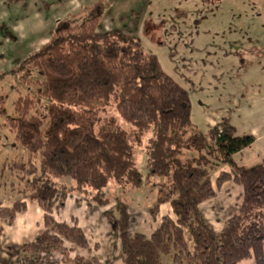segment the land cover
Listing matches in <instances>:
<instances>
[{"label":"trees","instance_id":"16d2710c","mask_svg":"<svg viewBox=\"0 0 264 264\" xmlns=\"http://www.w3.org/2000/svg\"><path fill=\"white\" fill-rule=\"evenodd\" d=\"M103 1L59 22L52 38L13 70L28 91L12 103V115L0 96V118L13 135L12 147L24 152L2 164L21 174L16 178L24 189L10 207L0 205V224L13 223L27 201H35L43 231L21 245V252L31 257L57 253L70 264H104L96 256L70 259L74 249L89 251L88 240L76 223L54 218L53 201L59 198L60 207L69 190H90L92 203L109 207L102 194L109 180L139 189L164 178L148 212L155 219L160 205L168 203L173 218L163 216L151 234L128 233L129 208L119 199L104 212L119 241L122 264H239L248 259L264 264V159L253 167L234 159L255 138L238 137L228 119L207 135L199 132L191 122L187 91L161 70L154 55L131 36L96 33ZM4 79L0 76V82ZM110 106L133 127L130 131L100 115ZM149 132L143 180L134 153ZM186 151L196 156L182 159ZM217 163L230 171L215 180L216 189L227 181L242 187L238 211L220 232L200 210L216 196L210 173ZM60 178H71L75 189L58 186L54 180Z\"/></svg>","mask_w":264,"mask_h":264},{"label":"rangeland","instance_id":"374dc122","mask_svg":"<svg viewBox=\"0 0 264 264\" xmlns=\"http://www.w3.org/2000/svg\"><path fill=\"white\" fill-rule=\"evenodd\" d=\"M97 1L0 0V76L5 77L0 82V96L8 115L13 113L12 103L28 91L18 83L13 70L52 38L59 22ZM111 31L131 36L145 53L157 58L166 75L187 91L191 122L199 132L207 135L211 127L228 119L238 137L255 138L241 157L242 166L253 167L264 159V0H104L96 33ZM100 115L114 119L122 130L133 128L119 118L114 106L100 109ZM151 137V132L145 134L135 147V166L143 180L147 173L145 150ZM12 144L13 135L0 118V205L8 207L21 199L19 192L24 189L17 179L21 174L2 166L24 154ZM184 154L182 159L196 156L189 151ZM228 170V166L214 164L210 173L213 183ZM54 182L75 189L71 178ZM165 182L164 178H155L134 189L109 180L102 194L109 199V207L116 199L128 206L129 234L148 235L156 225L148 211ZM227 182L216 190L215 198L201 204L204 219L217 231L237 212L236 199L242 194V187ZM94 194L90 190H69L62 206L58 207L59 198L53 201L54 218L76 223L88 240L89 251L74 249L69 257L96 256L104 264H122L119 241L104 217L109 207L92 203ZM26 206L16 222L0 224L4 225L0 264H70L57 253L31 257L20 251L21 245L33 242L43 231L37 202L27 201ZM166 213L170 214L168 203L156 216Z\"/></svg>","mask_w":264,"mask_h":264},{"label":"crops","instance_id":"0c3cea01","mask_svg":"<svg viewBox=\"0 0 264 264\" xmlns=\"http://www.w3.org/2000/svg\"><path fill=\"white\" fill-rule=\"evenodd\" d=\"M232 125H233V124H232ZM234 127H235V126H234ZM235 129H236V127H235ZM236 133H237V132H236ZM236 135H237V134H236ZM244 151H245V150H244ZM244 151L241 152L240 154H237V155L234 157L236 163H237L238 161H240V162H239V165H240V166H242V164H241V163H242V158H241V157H243ZM224 172H225V171H224ZM228 172H229V170L227 171V173H228ZM215 180H216V179H215ZM229 182H231V181H229ZM212 183H213V181H212ZM214 183H215V181H214ZM214 183H213V187H214ZM227 183H228V182H227ZM225 184H226V183H225ZM214 189H215V191L218 190V189H216V187H214ZM216 195H217V193H216ZM241 195H242V194H240V196L237 197V199H236V200H237V202H236V207L238 206V208H239V205H240V202H241ZM161 206H162V205H160V207H161ZM168 206H169V205H168ZM160 207H159V211H158V213L160 212ZM169 208H170V207H169ZM200 210H201V205H200ZM237 211H238V210H237ZM38 212H39V213H38L39 218L42 219V212H41V210H39ZM236 213H237V212H236ZM236 213H235V214H236ZM21 214H22V213H21ZM232 215H234V214H231L230 216H232ZM163 216H169V217L173 218V215H172L171 209H170V214H167V213H166V214H160L159 217L156 216V219H154V221L156 220V221H155V222H156V225H155V227L153 228V230L156 228V226H157L158 223L160 222V219H161ZM230 216H229V217H230ZM229 217H228V218H229ZM19 218H20V214H18V215L16 216V218H15L14 221L16 222ZM228 218H227V220H228ZM227 220H226V221H227ZM57 221H58V220H57ZM226 221H225V222H226ZM40 222H41V220H40ZM4 225H5V224H4ZM4 225L2 226V228L4 227ZM213 229H214V228H213ZM222 229H223V226H222L221 230H222ZM153 230H152V231H153ZM218 230H219V229H218ZM221 230H219V231L215 230V231H216V232H220ZM152 231H151V232H152ZM3 234H4V233H3ZM150 234H151V233H150ZM148 235H149V234H148ZM249 260L252 261L253 259H248V260H244V261H249ZM244 261H242V262H244ZM253 262H254V261H253ZM239 264H241V262H240ZM254 264H255V263H254Z\"/></svg>","mask_w":264,"mask_h":264}]
</instances>
